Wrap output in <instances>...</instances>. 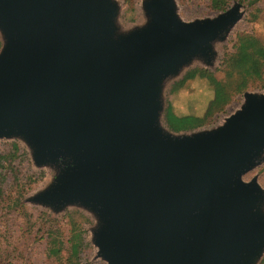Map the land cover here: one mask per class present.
Masks as SVG:
<instances>
[{"label":"water","instance_id":"95a60500","mask_svg":"<svg viewBox=\"0 0 264 264\" xmlns=\"http://www.w3.org/2000/svg\"><path fill=\"white\" fill-rule=\"evenodd\" d=\"M176 19L149 0L144 27L115 37L109 0H0V137L66 165L32 200L97 213L106 264H248L264 245V191L241 176L264 152V93L215 129L171 136L159 83L238 18Z\"/></svg>","mask_w":264,"mask_h":264},{"label":"rangeland","instance_id":"374dc122","mask_svg":"<svg viewBox=\"0 0 264 264\" xmlns=\"http://www.w3.org/2000/svg\"><path fill=\"white\" fill-rule=\"evenodd\" d=\"M148 1L109 0L113 8L111 26L115 37L145 26L148 17L144 5ZM171 3L176 19L183 23L214 18L235 4L240 5L237 11L239 18L211 42L209 60L198 55L192 56L159 83L157 123L165 132L171 136H185L211 131L241 107L245 92L256 96L264 93V69L260 77L247 80L242 92L231 95L222 110L189 130L177 133L167 130L161 121V110L170 103L172 110L178 115H184L187 121L197 123L201 120L208 102L221 94L222 88L218 81H228L227 59L234 53L238 37L248 35L264 45V0H226L223 10H212L209 0H171ZM141 20L145 22L140 23ZM199 70L212 74L214 79L200 76ZM187 71L190 73L179 89L170 91L172 82L180 79ZM12 144L17 147L14 152ZM0 155L7 156L0 160V264H62L68 254L67 244H62L60 254L54 256L47 251L49 240L54 238L68 243L74 232L79 234L82 243V249L78 252L79 263L106 264L104 259L97 256L93 243L94 232L100 224L95 210L80 202H65L54 206L32 200L35 195L50 188L66 162L36 163L30 144L19 134L0 137ZM261 159L241 179L248 181L254 177L264 191V152ZM259 209L264 214V199ZM248 264H264V245Z\"/></svg>","mask_w":264,"mask_h":264},{"label":"trees","instance_id":"16d2710c","mask_svg":"<svg viewBox=\"0 0 264 264\" xmlns=\"http://www.w3.org/2000/svg\"><path fill=\"white\" fill-rule=\"evenodd\" d=\"M255 0H250L254 2ZM226 5V0H209V6L212 10H223ZM235 46V51L228 57L227 64V80L225 82H220L222 88L221 94L217 98L210 100L204 110L201 120L199 119L197 123H192L187 121L184 115L176 114L170 105L167 103L161 110V121L165 125L166 129L177 133L180 131L189 130L215 113L220 111L230 100L231 95L234 93H240L247 85V80L253 77H260L264 65V45H262L255 38L244 35L237 39ZM190 71H187L180 79L172 82L170 86V91H175L179 89ZM198 74L206 78H213L212 74L206 73L205 71L199 70ZM233 76H235L233 78ZM13 152L17 150L15 144H12ZM13 155V154H12ZM11 156V155H10ZM6 155H0V160L6 159ZM67 244V256L62 264H80L78 252L82 249V243L79 239V234L74 232L68 243L57 241L54 238L49 240L48 243V254L58 256L61 251L62 244Z\"/></svg>","mask_w":264,"mask_h":264},{"label":"bare ground","instance_id":"6f19581e","mask_svg":"<svg viewBox=\"0 0 264 264\" xmlns=\"http://www.w3.org/2000/svg\"><path fill=\"white\" fill-rule=\"evenodd\" d=\"M143 18H145V17L143 16ZM144 20H145V19H144ZM144 20H141V22H140V23H142V22L144 23V22H145Z\"/></svg>","mask_w":264,"mask_h":264}]
</instances>
